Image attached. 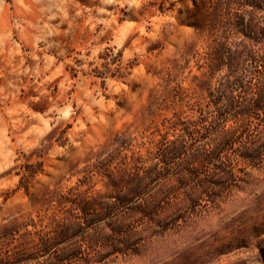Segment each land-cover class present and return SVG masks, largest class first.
<instances>
[{
  "label": "rangeland",
  "instance_id": "obj_1",
  "mask_svg": "<svg viewBox=\"0 0 264 264\" xmlns=\"http://www.w3.org/2000/svg\"><path fill=\"white\" fill-rule=\"evenodd\" d=\"M206 1L0 0V228L49 223L59 194L116 139L147 158L173 122L198 117L217 84L207 74L214 32L188 17ZM106 46L138 64L108 73L103 88L89 63ZM18 157L44 160L29 191L18 187ZM245 180L218 208L107 264H264V168Z\"/></svg>",
  "mask_w": 264,
  "mask_h": 264
},
{
  "label": "trees",
  "instance_id": "obj_2",
  "mask_svg": "<svg viewBox=\"0 0 264 264\" xmlns=\"http://www.w3.org/2000/svg\"><path fill=\"white\" fill-rule=\"evenodd\" d=\"M198 13L188 22L214 32L207 74L217 81L198 117L173 122L172 138L147 158L116 139L115 150L59 194L49 223L0 228V264H107L138 255L151 239L218 208L250 169L264 168V0H207ZM98 57L89 74L103 88L108 73L123 78L138 64L114 46ZM16 161L18 187L29 191L44 160ZM95 176L106 190L95 188Z\"/></svg>",
  "mask_w": 264,
  "mask_h": 264
}]
</instances>
